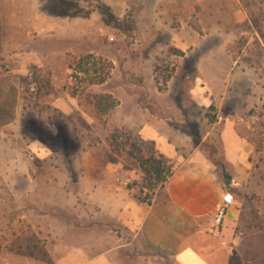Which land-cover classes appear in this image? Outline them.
Returning a JSON list of instances; mask_svg holds the SVG:
<instances>
[{"label":"rangeland","instance_id":"374dc122","mask_svg":"<svg viewBox=\"0 0 264 264\" xmlns=\"http://www.w3.org/2000/svg\"><path fill=\"white\" fill-rule=\"evenodd\" d=\"M40 18L44 29L36 25ZM31 52L42 59L39 72L28 66ZM87 54L111 64L104 84L89 85L83 73L70 77L69 65ZM205 54L232 58L238 75L227 72L223 81L215 80L223 101L201 105L191 94L203 84L198 62ZM6 56L22 70L16 77L0 61L1 73L13 77H7L11 93L4 99L0 94V122L15 118L18 107L21 133L0 143V264H56L72 253L76 239L93 233L115 248L113 264H171L123 224L92 219L97 212L86 207L91 203L78 185L80 172L92 170L87 177L107 192L151 199L164 184L169 161L147 139L153 131L179 140L183 150L204 151L222 182L224 163V173L234 179L227 188L234 198L227 222L230 264H264V0H0V57ZM224 73L219 70L218 77ZM96 94H111L118 105L99 114L90 103ZM54 97L75 112L66 106L70 114L62 117L35 110ZM226 120L230 133L250 148L242 175L228 173L233 160L224 155L232 144L219 138ZM207 133L212 141L201 142ZM43 168L56 174L51 182L57 183L59 172L68 171L45 212L19 204L15 190L42 178ZM58 199L65 206H57Z\"/></svg>","mask_w":264,"mask_h":264},{"label":"crops","instance_id":"0c3cea01","mask_svg":"<svg viewBox=\"0 0 264 264\" xmlns=\"http://www.w3.org/2000/svg\"><path fill=\"white\" fill-rule=\"evenodd\" d=\"M36 21L39 22L38 24L36 23L39 27L41 23H44L41 18ZM41 29H44V27L41 26ZM33 53H29L31 56L28 59L32 65L29 64L28 66H30L32 72L35 70L39 72L42 70L43 62L36 53L34 55ZM215 58H218L219 64ZM0 61L6 62L8 64L7 67L11 68V74L13 73L16 77L22 70V68L18 69L16 60L11 56L0 57ZM230 62L231 65H229ZM198 63L199 73L203 77H199V79L203 84L192 89L191 95H193V99L201 105H205L203 104L204 100H209L211 104L213 103L212 99L223 101L226 96L220 90V87L215 86V80L217 82L223 81L228 77L226 75L227 72H230L232 77L238 75V72L235 73L233 67L235 61L228 56L205 54L201 56ZM221 69L225 73L222 77H218V72ZM10 72L1 73L0 68V94L3 99L12 90L13 82L11 80L7 81L8 78L13 80V77L10 78L8 76ZM207 78L213 81H207ZM225 89L228 90L226 87ZM18 99L17 103H19ZM63 101L60 97H54L44 102L45 104L39 103L35 110L48 111L49 113L52 112V115L68 117L70 112L66 106L71 110V114L75 112V108ZM216 106L218 109L220 108L219 103H216ZM18 114L19 110L17 107L15 109V118H11L8 122H0V143L11 142L9 133L18 134V136L21 133V130L19 132L20 125L16 124L19 123L17 121ZM217 118L218 121L215 122V126L221 121L220 114L217 115ZM223 129L225 130H223L219 138H221V141L227 142V144H232L227 148L226 155H224L227 160H233L232 170L228 171V173L242 175L246 173V167L242 164V160L250 152L248 143L237 134L230 133L228 129H231V121L224 122ZM57 130L58 132L60 130L58 126ZM58 132L55 131L51 135L56 136ZM160 136L159 133L155 134V131H153L149 132L147 139L154 142L157 151L167 157L172 165V173L167 182L154 192L150 203L139 202L130 194L120 190L109 189L107 192L106 188L101 186L97 179H89L87 177L93 174L92 170L89 172L82 170L80 172L78 185L81 194L87 197L85 201L88 204L91 203L86 207L93 209V214L97 212V215L93 216L92 219H106L107 221H117L123 224L139 235L149 248L169 258L171 264H230L231 250L229 241L232 238V234L227 222L232 220L233 214L228 213V218L225 221L228 227L224 229L223 236L212 234L208 230L228 187L225 186V182L221 181L217 167L207 159L204 151L198 148L183 150L182 147L179 148V140L172 137V140L169 141V138H160ZM211 137L212 134L207 133L203 136L201 142L207 140L211 142ZM220 164L224 173L226 166L222 162ZM42 170L44 171L41 175L42 178H34L35 182L28 183V188L26 189L21 187L20 189L18 186L15 190L18 189L17 198L19 204L27 202L32 209L45 212L47 207L51 208L53 206L51 201L52 191L60 192L61 186L59 185H62V183L64 185L67 181L68 171L59 172L62 177L57 183L51 182V180L55 181L56 178L54 179L53 176H56V174L47 172L48 168H43ZM26 174L30 175V172ZM80 175L84 177L81 178ZM232 181L234 179H231V184ZM12 190H14V185ZM20 195H25L26 200L24 197L20 199ZM63 202L59 203L58 199L56 205L63 207L65 206ZM96 237L97 235L94 233L82 234L78 240L76 239L72 243V253L68 257L58 258L56 264H113L111 259L115 254V248L105 246Z\"/></svg>","mask_w":264,"mask_h":264},{"label":"trees","instance_id":"16d2710c","mask_svg":"<svg viewBox=\"0 0 264 264\" xmlns=\"http://www.w3.org/2000/svg\"><path fill=\"white\" fill-rule=\"evenodd\" d=\"M175 54L181 55L182 52L179 50H175ZM111 64L107 61H104L102 59L95 58L92 54H87L83 57H80L76 62L69 65V69L72 70V73L70 74V77L77 78L78 74L83 73L86 75L87 81L89 85H102L105 83L106 79L109 76V68ZM91 73V75H90ZM78 92V89H74L71 93V97L74 98L76 96V93ZM90 103L93 105L95 111L99 114H108L111 112L117 105L118 101L111 95V94H96L91 96ZM160 157L164 158L162 154H159ZM152 161V160H151ZM157 167L160 169V163L158 162ZM142 168V165H141ZM161 170H159L160 172ZM172 168L169 164V161H167V168L165 176L162 178V182L166 183L168 178L171 176ZM139 202L143 203H150V199L144 198H136ZM45 255V254H44ZM33 256V255H32ZM45 257V261L50 262L49 258Z\"/></svg>","mask_w":264,"mask_h":264},{"label":"built area","instance_id":"2783aa9c","mask_svg":"<svg viewBox=\"0 0 264 264\" xmlns=\"http://www.w3.org/2000/svg\"><path fill=\"white\" fill-rule=\"evenodd\" d=\"M37 90L36 85H30L29 91L35 93ZM234 203L233 195L230 192H225L221 204L218 206L209 227V232L215 235H219L220 231L228 218L229 208Z\"/></svg>","mask_w":264,"mask_h":264},{"label":"water","instance_id":"95a60500","mask_svg":"<svg viewBox=\"0 0 264 264\" xmlns=\"http://www.w3.org/2000/svg\"><path fill=\"white\" fill-rule=\"evenodd\" d=\"M224 177L227 179L225 181V186L229 187L231 185V177L225 173H223Z\"/></svg>","mask_w":264,"mask_h":264}]
</instances>
